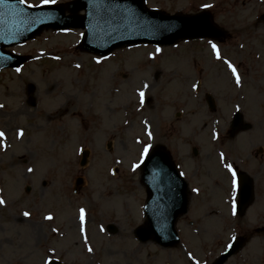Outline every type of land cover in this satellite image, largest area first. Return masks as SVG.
I'll return each instance as SVG.
<instances>
[{
	"label": "rangeland",
	"instance_id": "obj_1",
	"mask_svg": "<svg viewBox=\"0 0 264 264\" xmlns=\"http://www.w3.org/2000/svg\"><path fill=\"white\" fill-rule=\"evenodd\" d=\"M25 4L44 5L43 0ZM145 7L169 15L206 9L228 37L221 43L141 45L99 58L77 48L82 30L44 31L7 49L29 61L19 71L0 73V199L5 202L0 205V264L31 254L23 264H41L47 256L64 264H211L231 239L212 235L200 243L182 220L178 245L163 249L153 242L139 243L130 228L141 223L137 208L143 192L139 172L132 167L141 162L145 147L173 138L168 124L178 105H190L188 112H196L201 132L211 118L222 127L233 105H244L248 123L264 119V24L258 20L264 0H145ZM107 77L110 89L128 84L133 89L121 98H99L97 86ZM207 94L218 107L214 115L205 107ZM192 105L200 106L196 110ZM191 145L195 142L180 147L185 151ZM84 150L89 155L80 167ZM79 177L84 182L74 195ZM81 209L87 216L79 233L76 216ZM111 224L120 225L114 234L106 231ZM244 254L226 264H241ZM248 254L254 257V250ZM260 261L264 264V240Z\"/></svg>",
	"mask_w": 264,
	"mask_h": 264
},
{
	"label": "flooded vegetation",
	"instance_id": "obj_2",
	"mask_svg": "<svg viewBox=\"0 0 264 264\" xmlns=\"http://www.w3.org/2000/svg\"><path fill=\"white\" fill-rule=\"evenodd\" d=\"M189 106L178 105L179 111L168 124L174 134L173 138H165L169 142L166 147L171 148L166 150L170 162L162 160L163 165L160 166L163 172L160 178L166 188L169 186L166 194L174 200L178 189V173L186 183L187 201L193 217L191 225L195 235L204 239L220 234L230 236L233 233L244 241V248L240 253L245 254L240 263L261 264V247L264 240V119H253L251 122L255 123H248L247 118L241 117L235 125L236 119L233 115L224 122L223 128L217 129L211 128L215 122V119L211 118L201 132L196 124V112L189 113ZM199 106L192 105L196 110ZM147 107L149 108V105ZM205 107L209 110L207 105ZM149 110L153 111L154 105H151ZM174 121L177 122V127L174 126ZM255 131H258V136L253 134ZM199 140L205 145H200ZM189 142H195V145L182 151L180 146L188 145ZM153 152L150 151L147 158ZM228 165L236 172L235 194L232 191V173L228 171ZM142 185L146 204L151 192L148 185ZM214 223L218 225L216 233L213 231ZM30 236L33 238L32 234ZM251 250H254L255 254L252 258L248 254ZM30 257L32 258V254L19 255L11 262L22 264L25 259L31 260ZM11 262L6 260V264Z\"/></svg>",
	"mask_w": 264,
	"mask_h": 264
},
{
	"label": "water",
	"instance_id": "obj_3",
	"mask_svg": "<svg viewBox=\"0 0 264 264\" xmlns=\"http://www.w3.org/2000/svg\"><path fill=\"white\" fill-rule=\"evenodd\" d=\"M142 7L143 0L135 4L132 0H76L66 6L71 13L66 17L64 6L49 7L54 10L48 12L27 9L19 0H0V70L23 62L8 56L3 48L23 43L44 29L84 28L87 30L83 43L85 50L102 55L125 45H166L187 38L219 40L224 37L206 12L195 16H168L159 11H144ZM80 10L86 14L77 16ZM170 231L173 236H156V242L163 246L177 243L175 233ZM240 244L238 241L235 247ZM232 253L234 250L223 254L216 263L222 264Z\"/></svg>",
	"mask_w": 264,
	"mask_h": 264
},
{
	"label": "snow or ice",
	"instance_id": "obj_4",
	"mask_svg": "<svg viewBox=\"0 0 264 264\" xmlns=\"http://www.w3.org/2000/svg\"><path fill=\"white\" fill-rule=\"evenodd\" d=\"M20 3L21 4H24L25 3V0H20ZM55 3H56V0H43V4L44 5L55 4ZM27 7L31 8V7H34V5L28 4ZM205 7L206 8L207 7H211V5H205ZM211 47H212L213 51H216L217 52V59H220L219 53L217 51V46L215 44H212ZM97 63H99V61H97ZM225 63H228V62L225 61ZM228 66L232 70L233 75L236 77V83H237V85H239L240 84V78H239V76L236 73V69L230 63L228 64ZM17 71H19V69H17ZM145 87H147V85H145ZM195 87L196 86L193 85V89L194 90H195ZM140 96H141V98H143L144 97V93L143 92H140ZM0 107H2V106H0ZM20 135H22V133ZM3 136H4V134L3 133H0V139H2ZM147 154H148V147H145L144 153L142 154V162H143V156H146ZM221 159H223V156H221ZM135 167H139V165H136ZM28 171L31 172L32 169L30 168V169H28ZM228 171L232 173V191H233V194H235L236 189H237L236 172L232 169V166L231 165H228ZM194 191H195V189H194ZM4 203H5L4 200L0 199V205H3ZM235 214H236V204L234 202L233 203V215H235ZM23 215L25 217H28L30 214L28 212H25ZM45 219L51 220L52 217L51 216H46ZM80 220H81V225H83V222H84V210L83 209L80 210ZM81 230H83V229L81 228ZM53 231H55V229ZM88 251L91 252L92 249L89 248ZM46 264H47V262H46Z\"/></svg>",
	"mask_w": 264,
	"mask_h": 264
},
{
	"label": "bare ground",
	"instance_id": "obj_5",
	"mask_svg": "<svg viewBox=\"0 0 264 264\" xmlns=\"http://www.w3.org/2000/svg\"><path fill=\"white\" fill-rule=\"evenodd\" d=\"M110 87H111V78L107 77L105 81L103 80L102 82H100L97 86V95L99 96V98L106 97L110 94H114L115 97L121 98L129 94L130 91L133 89L132 84L121 86L118 89H110Z\"/></svg>",
	"mask_w": 264,
	"mask_h": 264
}]
</instances>
